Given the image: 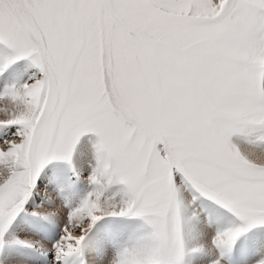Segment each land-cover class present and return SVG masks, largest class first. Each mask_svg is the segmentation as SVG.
I'll list each match as a JSON object with an SVG mask.
<instances>
[{
  "label": "snow or ice",
  "instance_id": "1",
  "mask_svg": "<svg viewBox=\"0 0 264 264\" xmlns=\"http://www.w3.org/2000/svg\"><path fill=\"white\" fill-rule=\"evenodd\" d=\"M0 264H264V0H0Z\"/></svg>",
  "mask_w": 264,
  "mask_h": 264
},
{
  "label": "rangeland",
  "instance_id": "2",
  "mask_svg": "<svg viewBox=\"0 0 264 264\" xmlns=\"http://www.w3.org/2000/svg\"><path fill=\"white\" fill-rule=\"evenodd\" d=\"M34 238L39 239L38 237H34Z\"/></svg>",
  "mask_w": 264,
  "mask_h": 264
}]
</instances>
